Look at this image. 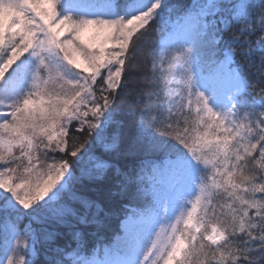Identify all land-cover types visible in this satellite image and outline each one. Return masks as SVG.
<instances>
[{
  "label": "snow or ice",
  "instance_id": "snow-or-ice-1",
  "mask_svg": "<svg viewBox=\"0 0 264 264\" xmlns=\"http://www.w3.org/2000/svg\"><path fill=\"white\" fill-rule=\"evenodd\" d=\"M91 7L0 0V264H35L41 238H57L52 226L102 229L111 209L86 189L109 179L112 195L148 207L126 217L102 258L74 254V264H264V0H193L172 27L164 0L74 11ZM157 23L150 86L167 116L149 118L148 103L129 120L130 53ZM186 182L197 194L163 222L165 194Z\"/></svg>",
  "mask_w": 264,
  "mask_h": 264
},
{
  "label": "trees",
  "instance_id": "trees-1",
  "mask_svg": "<svg viewBox=\"0 0 264 264\" xmlns=\"http://www.w3.org/2000/svg\"><path fill=\"white\" fill-rule=\"evenodd\" d=\"M100 0H91L92 13L89 15H104V12L99 9L98 5ZM169 7L165 8L162 16L165 20H168L169 26L175 25L179 18V13L183 9H187L193 0H164ZM66 11L69 5H62ZM82 11L83 9H79ZM160 31V24H154L149 30L148 34L138 42V46L134 53H130L132 57L130 65L128 67L126 79L127 87L121 93L120 107L121 115L131 120V112L138 107H144L145 104L150 103L152 105V111L149 112V118L154 120H163L167 116V111L162 110L158 105L166 103L162 97L158 98L156 89L152 88L151 82L155 76H159L161 72V58L154 56L152 49L156 46ZM227 38V36H225ZM174 51L170 52L166 59H170L174 55ZM155 65V67H154ZM167 64H164V68ZM151 94V99L149 96ZM175 111V109H173ZM103 151V149H99ZM114 162L121 167L125 166L128 161L120 158H113ZM110 162H113L110 160ZM159 162V161H157ZM264 163V161H262ZM253 165L250 164L251 168ZM259 167V165H255ZM108 175L112 177V171L110 170ZM147 176V173H146ZM148 179H151L148 177ZM147 182V181H146ZM157 185L156 180L152 181ZM115 179H109V181L101 184L99 187L89 186L86 191L87 195L93 199H97L103 202V205L107 209H111L110 214L105 220V225L102 229L94 228H82L79 235L70 231L67 228L52 226L58 233L55 241H46L41 238V241L37 244L38 252L32 256L31 259L35 264H47L50 258L60 259L61 257L67 261V264H72L71 258L74 254L84 257H97L101 258V252L104 247L110 246V242L115 235L121 232L122 224L126 217L134 209L139 211L145 210L148 207V200L146 199H130L127 197H121L119 195H112L115 189ZM214 203L219 207V204L223 203V198H219ZM137 210V212H139ZM27 219L23 221L27 224ZM33 227H38L34 225ZM2 234L0 232V257H2L4 250L1 247ZM203 259V258H202ZM206 264V262H205Z\"/></svg>",
  "mask_w": 264,
  "mask_h": 264
},
{
  "label": "rangeland",
  "instance_id": "rangeland-1",
  "mask_svg": "<svg viewBox=\"0 0 264 264\" xmlns=\"http://www.w3.org/2000/svg\"><path fill=\"white\" fill-rule=\"evenodd\" d=\"M88 11V14L92 13V7L91 8H87V9H83ZM74 11H80L79 9H74ZM67 87V86H66ZM156 182H157V188L160 191H164L165 190V185L163 183V178L162 177H156L155 178ZM155 183V182H154ZM156 184V183H155ZM197 194V189L195 187V182H186V183H181L179 185L176 186V188L168 193L165 194L164 196V200L166 201L167 205H168V210L167 213L165 214L163 212V207H161V220L163 222H167L168 220H171L174 215L176 214V212L179 210V208L189 199H194V196ZM146 209V208H145ZM135 211H137L138 209H134ZM139 211V210H138ZM173 222H174V218H173ZM2 234V232H1ZM123 234V228L121 230L120 233H118L117 235H115L113 237V239L110 242V245L112 246L113 243L116 241V239L118 237H120ZM2 244L1 247L4 250V237L2 234V240H1ZM12 244H14L15 242L12 241ZM148 243V234H145V236L142 238L141 240V245L143 246H147ZM110 248V246H106L103 248L102 252H101V258L103 257L104 251L105 249ZM4 255V253H3ZM2 255V257H3ZM0 257V258H2ZM86 259L92 260V259H96V258H100L97 257L96 255L94 257L88 258L85 257ZM72 264H74V257H72L71 259Z\"/></svg>",
  "mask_w": 264,
  "mask_h": 264
}]
</instances>
